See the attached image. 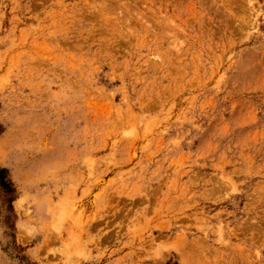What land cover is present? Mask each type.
Returning <instances> with one entry per match:
<instances>
[{"label":"rangeland","instance_id":"374dc122","mask_svg":"<svg viewBox=\"0 0 264 264\" xmlns=\"http://www.w3.org/2000/svg\"><path fill=\"white\" fill-rule=\"evenodd\" d=\"M0 264H264V0H0Z\"/></svg>","mask_w":264,"mask_h":264},{"label":"trees","instance_id":"16d2710c","mask_svg":"<svg viewBox=\"0 0 264 264\" xmlns=\"http://www.w3.org/2000/svg\"><path fill=\"white\" fill-rule=\"evenodd\" d=\"M4 183H5V182L3 181L2 184L4 185ZM8 184H9V183H8Z\"/></svg>","mask_w":264,"mask_h":264}]
</instances>
